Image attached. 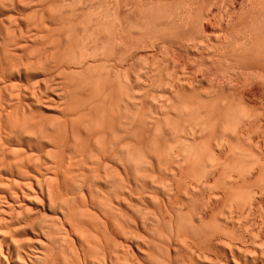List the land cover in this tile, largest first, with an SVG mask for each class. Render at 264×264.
<instances>
[{
	"label": "bare ground",
	"instance_id": "6f19581e",
	"mask_svg": "<svg viewBox=\"0 0 264 264\" xmlns=\"http://www.w3.org/2000/svg\"><path fill=\"white\" fill-rule=\"evenodd\" d=\"M234 1L0 0V264H264V0Z\"/></svg>",
	"mask_w": 264,
	"mask_h": 264
},
{
	"label": "rangeland",
	"instance_id": "374dc122",
	"mask_svg": "<svg viewBox=\"0 0 264 264\" xmlns=\"http://www.w3.org/2000/svg\"><path fill=\"white\" fill-rule=\"evenodd\" d=\"M238 1H239V2H238ZM244 1H247L248 5L250 4V2H249L250 0H244ZM234 2H235V4H234L235 6H236V4H237V7H235V6H234V7L238 10V9H239V5H240V3L242 4L243 1H242V0H235ZM214 9H215V7H214ZM214 9H213V10H214ZM214 11H215V10H214ZM53 80H54V79H53Z\"/></svg>",
	"mask_w": 264,
	"mask_h": 264
}]
</instances>
